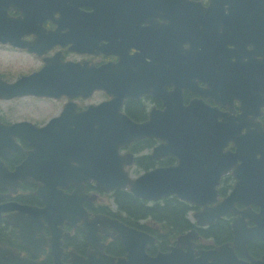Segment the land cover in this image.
<instances>
[{
  "label": "flooded vegetation",
  "instance_id": "flooded-vegetation-1",
  "mask_svg": "<svg viewBox=\"0 0 264 264\" xmlns=\"http://www.w3.org/2000/svg\"><path fill=\"white\" fill-rule=\"evenodd\" d=\"M187 1L181 23L178 1L172 0H46L57 4L30 6L27 13L10 2L0 12V36H13L24 43L0 39V245L38 264H51L54 229L65 264L71 262L72 252L81 258L79 264H111L104 263L105 258L123 259L122 264H264V190L239 194L253 199L233 200L221 206L222 213L211 214V208L229 196L235 185L234 167L220 176L215 199L205 206L176 194L153 200L136 196L148 205H162L174 197L186 211L184 220L176 221L172 229H166L168 223L129 216L116 197L121 193L118 190L127 188L105 190L95 179L85 178L78 179L85 180L78 190L70 180L58 185L53 201L57 222L51 226L48 209H29L46 205L36 193L41 180L29 174L32 166L24 174L16 173L33 149L34 126H43L67 101L74 102L79 111L114 96L112 91L97 88L88 96H8L2 84L40 69L50 57L94 69L109 64L108 79L115 84L123 80L121 84L136 91L126 95L120 106L135 121L147 119L152 109L163 108L164 100L175 99L179 92L184 105L200 100L227 116L243 114L258 121L259 129H250L264 131V0ZM65 3H76L86 13L62 18L55 8ZM49 10H53L51 16ZM61 19L75 27L71 34L77 48H71V42L48 41L56 28L60 34L68 31L59 23ZM135 21H140L137 31ZM95 31L103 36L97 39ZM35 39L33 50L28 43ZM33 96L58 99L63 105L50 115L34 116ZM165 141L143 137L121 148V153L133 154L132 165L139 170L133 175L131 165L125 166L129 174L135 177L156 166L176 163L173 154L153 156V148ZM227 148L233 150V143Z\"/></svg>",
  "mask_w": 264,
  "mask_h": 264
},
{
  "label": "water",
  "instance_id": "water-1",
  "mask_svg": "<svg viewBox=\"0 0 264 264\" xmlns=\"http://www.w3.org/2000/svg\"><path fill=\"white\" fill-rule=\"evenodd\" d=\"M172 1H178V20L181 23L183 9L188 1ZM10 2L24 9L25 13L30 6L50 7L57 4L47 3L46 0H11L3 4L0 0V12H5L4 9ZM55 10L62 18L65 14L86 13L76 3L59 4ZM52 11L49 10V16L53 14ZM59 23L68 27V31L60 34L59 28H56L49 33L48 41L61 44L71 42L70 47L77 48L76 37L71 34L75 27L69 25L68 20L61 19ZM139 23L140 21L132 23L136 31ZM95 35L97 39L103 36L100 31H95ZM0 39L24 45L13 36H0ZM35 41L36 39L28 43L30 49L35 50ZM50 44L52 43L49 46ZM109 69V64L94 69L77 62H60L50 57L40 69L13 83L2 84L10 92L8 96H88L94 88L112 91L114 94L111 99L89 104L79 111L74 102L67 101L61 111L48 118L43 126H34L31 139L33 149L16 168L17 174H24L25 168L32 166L28 167L29 174L42 182L36 193L46 205L42 209L29 207L32 212H47L48 209L49 224L55 225V193H59L58 185H64L68 180L76 184V190L82 188L85 180L95 179L96 184L105 190L127 188L135 196L148 200L176 194L181 199L205 206L215 199V186L220 176L234 167L233 173L237 176L235 185L229 196L211 208L212 215L222 213L221 206L230 204L233 200L248 202L253 199L251 195L240 197L239 194L264 190V131L250 129L251 126L259 129L260 122H253L243 114L227 116L215 106L209 107L200 100L184 105L179 92L175 99H165L163 108L152 109L147 119L135 121L120 111V106L126 95L135 94L136 91L121 84L124 83L123 80L120 84L109 80ZM163 94L155 93L157 96ZM243 128L246 130L242 131ZM143 137L165 138L164 143L153 148V156L173 154L177 157L176 163L156 166L132 177L125 166L133 164V154L130 151L123 154L120 149L127 148L131 142ZM229 142L233 143V150L224 149ZM80 178L85 180H78ZM50 217L53 219L50 220ZM252 234L259 235L255 231ZM20 237L29 242L21 233ZM50 240L53 255L51 264H65L60 259L62 249L59 234L54 229ZM79 261L81 258L72 252L71 262L68 264H79ZM122 261L123 259H119L114 262L105 258L104 263L122 264ZM0 264L38 262L9 246L0 245Z\"/></svg>",
  "mask_w": 264,
  "mask_h": 264
},
{
  "label": "trees",
  "instance_id": "trees-1",
  "mask_svg": "<svg viewBox=\"0 0 264 264\" xmlns=\"http://www.w3.org/2000/svg\"><path fill=\"white\" fill-rule=\"evenodd\" d=\"M162 161L165 162L164 160ZM118 191L121 193L116 194L117 200L121 208H123L129 216L133 214L136 217L143 216L149 218L151 221L168 223L166 229H172L174 227L173 224H176L179 220H184L186 209L183 210L178 202L175 201L174 197L165 199L162 205L159 203L148 205L143 200H137L136 196L127 190ZM169 225L171 226L169 227Z\"/></svg>",
  "mask_w": 264,
  "mask_h": 264
},
{
  "label": "rangeland",
  "instance_id": "rangeland-1",
  "mask_svg": "<svg viewBox=\"0 0 264 264\" xmlns=\"http://www.w3.org/2000/svg\"><path fill=\"white\" fill-rule=\"evenodd\" d=\"M32 110L35 115L44 117L54 113L61 109L63 103L58 99L45 98V97H35L31 98ZM129 170L132 171L133 175H137L138 168L136 165L129 166Z\"/></svg>",
  "mask_w": 264,
  "mask_h": 264
}]
</instances>
